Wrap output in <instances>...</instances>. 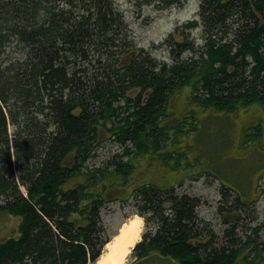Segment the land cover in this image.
Wrapping results in <instances>:
<instances>
[{
  "label": "trees",
  "instance_id": "16d2710c",
  "mask_svg": "<svg viewBox=\"0 0 264 264\" xmlns=\"http://www.w3.org/2000/svg\"><path fill=\"white\" fill-rule=\"evenodd\" d=\"M201 3L200 19L185 25L199 31L201 43L191 33L181 42L167 39L168 62L135 50L114 0H0V214L20 218L17 233L0 241V264H90L99 257L110 239L101 209L115 201L104 180L119 177L126 186L136 167L122 158L83 171L101 143L100 130L132 142L136 152L126 154L159 157L168 140L161 124L182 88L195 103L220 112L264 108V0ZM80 175L84 180L71 186ZM99 183L102 189L94 187ZM219 189L220 210L238 209L227 195L232 190ZM130 199L151 228L135 246L132 264L155 256L177 264L264 258L257 228L253 236L237 235L249 226L238 214L217 247L197 214L198 196L144 183Z\"/></svg>",
  "mask_w": 264,
  "mask_h": 264
},
{
  "label": "rangeland",
  "instance_id": "374dc122",
  "mask_svg": "<svg viewBox=\"0 0 264 264\" xmlns=\"http://www.w3.org/2000/svg\"><path fill=\"white\" fill-rule=\"evenodd\" d=\"M154 1L150 4L138 1L139 5L135 0H114L124 15L135 50L144 49L158 61L171 62L170 47L165 42L169 38L175 43L181 42L185 40L184 34L193 32L187 31L185 25L190 20L200 19L201 0H176L173 3L172 0ZM197 34L194 32L190 37H196L199 43L201 40ZM130 93L131 97L136 94ZM125 102L123 98L122 107ZM168 113L171 117L161 124L167 128L168 140L159 157L157 154L145 153L138 157L132 153L126 154L127 148L136 152L132 142L121 144L116 138H109L110 134L105 130H100L101 143L83 171L103 168L111 161L117 164L122 158L131 160L136 166L126 186L119 177L104 180L109 185L107 198L115 200L101 209V223L109 236L117 232L131 215L137 214L135 201L126 200L134 188L151 183L168 189L183 183L177 187V191L199 196L201 204L197 214L215 234L217 247L225 244V231L230 229L229 223L237 214L249 222L246 232L236 230L238 236L243 238L247 233L253 236L258 226L259 236L264 240V108L253 104L234 113L205 108L191 99L190 89L186 87L170 99ZM168 153H173L174 157L168 158ZM83 180L84 175H80L71 186ZM220 185L232 190L227 195L233 199V206L234 203L239 204L238 209L228 210L229 206H222L220 210L219 204L223 198ZM94 187L102 189L100 183ZM238 195L249 197L256 205L241 206L237 201ZM246 207L251 219L245 214ZM225 214L227 217H224ZM19 222V217L0 214V241L14 236ZM143 227L141 238L151 229L146 226L145 219ZM135 260L131 251L127 264ZM140 264H177V261L155 256Z\"/></svg>",
  "mask_w": 264,
  "mask_h": 264
},
{
  "label": "bare ground",
  "instance_id": "6f19581e",
  "mask_svg": "<svg viewBox=\"0 0 264 264\" xmlns=\"http://www.w3.org/2000/svg\"><path fill=\"white\" fill-rule=\"evenodd\" d=\"M221 193L224 195L223 191ZM230 193L228 192L227 194ZM143 225L144 218L142 216L138 214L131 215L129 219H126L122 223L119 230L114 232L110 239L103 245L96 261L90 264H127L131 251L134 250L137 243L143 238V236L141 238L144 228Z\"/></svg>",
  "mask_w": 264,
  "mask_h": 264
},
{
  "label": "flooded vegetation",
  "instance_id": "af4514ba",
  "mask_svg": "<svg viewBox=\"0 0 264 264\" xmlns=\"http://www.w3.org/2000/svg\"><path fill=\"white\" fill-rule=\"evenodd\" d=\"M202 4V3H201ZM200 10H201V7H200ZM199 18H200V11H199ZM192 22H194V21H192ZM196 38V37H195ZM189 55H191V53L189 54ZM243 138H244V136H243ZM264 138V137H263ZM259 184H257V186H258ZM256 186V187H257ZM255 187V188H256ZM256 191V190H255ZM249 197H245V196H240V195H238V197H237V199L238 200H240L241 202H243L246 206H254V205H256V203L254 202V201H252L251 199H248ZM237 200V201H238ZM257 230H260V227H258L257 226ZM249 254V252L247 253V251L246 252H243L242 254H241V258H239L238 260H240V259H242L245 255H248ZM254 254H252V256H253ZM259 260H261V261H263L264 262V258H262V257H259V259H257L256 261H257V264H259ZM261 264H264V263H262L261 262Z\"/></svg>",
  "mask_w": 264,
  "mask_h": 264
}]
</instances>
